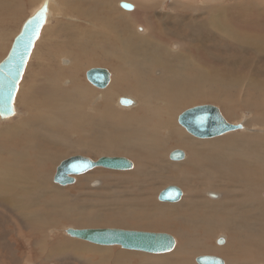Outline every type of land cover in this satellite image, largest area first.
Returning a JSON list of instances; mask_svg holds the SVG:
<instances>
[{"label": "bare ground", "instance_id": "bare-ground-1", "mask_svg": "<svg viewBox=\"0 0 264 264\" xmlns=\"http://www.w3.org/2000/svg\"><path fill=\"white\" fill-rule=\"evenodd\" d=\"M101 1L102 0H95V2L108 7L111 12L115 10L112 8L111 4H108V1L107 3ZM197 2L198 5H200L199 7L203 6L202 12L204 11L207 14L205 19L196 23L197 31L195 32L200 31L199 36L201 39L198 36V38L192 37V40H181L180 42L183 41V43H180L181 51L178 54H169V52L167 53L164 50V45H160V47L156 45L155 38L157 37L159 39L160 35L157 33V29L158 26L160 28V25L153 14L155 12L147 6L144 0L135 1L137 9L133 13L124 15L119 14L117 16L119 20L135 21V23L141 21L140 23L144 24L145 28L148 30V34L144 37L136 36L134 33V35H131L125 32V34H129L128 40L130 41L128 42L121 41V38H119V32L112 26L114 16H116L115 11L106 25L103 19L93 17V15H97L99 13H97L94 9L89 11L92 19L94 21L97 20L101 25L103 24L102 26H104L108 31L103 34L101 32H94L92 29L88 28L87 30L83 29L82 34L91 38L98 37L100 41L99 43L97 41L96 44L98 48H101V51L103 50V46L107 48V55L104 59L111 61L107 64L118 75L116 76L117 79L107 91L98 93H96V91H92V93L90 92L92 96L82 94V101L79 103L75 100L73 106L70 107L67 102L68 90L62 87V83H64L63 80L70 78L69 68L67 72L63 73V75H66L67 77L65 78V76H63L61 83L53 85L51 91L53 92L52 96L47 97L45 100L46 103L41 104V106H45L48 103L45 107H40L35 111L36 113L32 111L33 109H30L28 110V116H24L23 118H20V120L12 122V124L3 127L0 126V206L4 210L2 212H7L10 218L13 217V220L15 218L17 221H20L22 226L28 232H43L50 225L51 221L49 220V217H53V215L63 217L64 220L68 222H72L71 220H74V218L69 216V212L72 211L71 209H67V204L69 203L66 201V193L61 190L53 189L51 178L49 176L51 171L49 172V169L57 161L58 155H60L56 153L63 152L62 149L59 151L58 148H63L65 153H69L68 150H70L73 152L83 151L84 153L91 152L95 154V152L101 153V150L88 149L87 144L79 142L82 140L81 138L77 140L79 143L73 144L63 133L64 122H62V126H60L57 121H51L57 119L60 109L68 110L63 115L65 120L69 116V111H81V109H83L85 112L88 105L94 113V118L91 116L93 121L96 119L94 122H97L99 125H104L110 129L125 130L122 132L128 134V136L117 140H109V143L105 144L104 148H102V151L104 152L112 153L116 147L120 150L122 146L126 147L130 145L133 146L135 150H138L140 155L147 154L148 157L152 158L151 161L154 165L159 162L160 158L159 160L154 161L153 157L160 156L163 158L165 151L171 146H185L189 151H187L188 156L187 152L185 153L184 160L174 161L179 163H177L178 165L173 168L174 177L171 183H178L185 188L190 189V191L187 190L189 192L188 197L183 201V204L187 205V210L196 212L199 217L195 215L190 218V216H188V218H183L181 221L183 225L188 226L187 228L189 229L187 231L191 236H193V238L186 241L184 245L181 243L179 247L175 246V248L170 252L165 254H156L157 256H166L176 250L172 257H161L152 260L146 259V263L144 264H194L195 255L203 252H214L218 253V255L222 254V256L227 254V256H225L227 264L264 263V201L261 194L262 189L264 188V176L261 177L244 166L245 163L248 162V158L255 160L259 158L255 151L252 150L253 148H257L255 144L252 145L253 148L249 149L246 154L247 148H249L253 138L256 137L247 135L246 133H239V135L227 133L228 135H221V137L217 139L200 142L194 141L192 138H185L184 133L179 130L180 127L178 128L175 126L176 123L174 114L183 107L189 105L190 103H194L197 100H220L218 98L210 97L209 92H205L204 90L202 95L200 93V96H197V88H192L194 85L196 87L199 79L202 83L207 84L208 88H211V84L215 81V78H225L227 74L236 70L230 69L232 68V63H229L226 60L220 62L217 61L219 63L213 65V67L210 61L214 57L212 59L210 58L208 62L207 59L205 60V58L203 59L201 57V55H203L201 51L208 56V53H206V47L208 46L207 43L210 41L209 39L206 43L203 42V40L207 39V36L203 35L202 32L207 31L208 36H210L211 31H209V26L214 24H217V27L220 26L218 25L220 22L214 20V15L218 12L223 15L220 10L227 12L229 8H219L218 11L216 9L209 8L207 3L204 4L203 1ZM185 5L186 4L184 3L181 4V6ZM241 7V5H236L235 8L233 7L232 9L240 10ZM238 18L244 19L245 17L240 15ZM258 18L259 16H254V19ZM141 19L144 23H142ZM190 21L192 22L191 25L195 23L194 18H191ZM88 24L93 26L95 23L93 24L89 21ZM223 27H225L226 33L224 35L237 43L236 51L240 52L244 49H249L255 56H264L263 34L243 33V31L235 30L234 27H230V25L226 23ZM128 29H130L131 32V28ZM176 45V48H178L179 46L177 42ZM151 48H153L151 50V55L156 57L154 59H151L150 57L149 50ZM176 48L173 47V50ZM143 58L147 59V61L144 62ZM149 61L151 62L149 63ZM233 81L238 88L241 87V84H239L236 78H233ZM69 82L72 83V87L74 88L72 93L78 94L77 89L79 88V85L76 80L70 79ZM247 84L250 88L262 87L258 81L251 79L247 81ZM214 90L216 93V89ZM121 92L137 96L140 101L138 103L141 104L140 107L138 106L139 108L137 110L130 113L116 111L114 98ZM201 96H203V98H199ZM220 102L224 106H229L230 108H233L236 105L224 103L222 101ZM134 105L135 103L132 106ZM46 110L51 112V114H47ZM259 110L264 112L263 104ZM16 114L14 116H16ZM83 114V112L80 113V123L82 126L79 127V132L85 128L84 123L88 121L85 116H82ZM14 116L5 119L0 117V122H4L8 119L10 120V118H13ZM77 118L79 117L77 116ZM109 124L111 127L107 126ZM246 125L255 127L256 124L248 123ZM245 127L246 126H243V131L245 130ZM242 130L239 131L241 132ZM132 138L136 139H134L136 144H131V142L129 143L128 140L130 139L131 141ZM213 144H220L222 147H226L224 149L220 148L219 152L214 148L207 151L201 147L203 145ZM135 156V158L140 161L139 159H141V156L137 154H135ZM254 166L260 168L259 164L255 163ZM186 174L191 175L192 179L185 177L184 175ZM133 176L134 177L129 179V182L127 183H137L138 181L134 180V178L136 176L139 178L145 176V168L137 169V171L133 173ZM166 182L167 180L163 176L150 178L145 181V183H150L151 186H154L156 183L164 184ZM109 185L110 183L108 186ZM202 189L219 191L221 195L220 200H205L201 204L198 203L195 198H197V195L200 194ZM154 191L148 190L147 196L153 197ZM189 194L194 199H190ZM184 195L185 194L183 192V196ZM183 198L184 197H182L181 200ZM135 199L138 200L137 197ZM163 208L170 210L172 207L164 206ZM63 209L66 210L63 212L59 211ZM86 220L95 221L97 220V216L95 214L91 215L90 217H86ZM162 223L168 224L165 222ZM219 231L223 233H220ZM64 232L67 235L66 230ZM200 232L202 237L199 240L195 237ZM218 234L226 235L229 244H227L225 248H215L214 250V247L209 242L210 240L212 241L214 236L218 237ZM43 240H45V238ZM76 240L85 243L83 246H78L76 243L62 242V244L58 243L59 245H56L57 243H55L56 246L54 245L55 247L53 250L51 249L52 251L50 253L54 251H57L58 253H69L72 251L75 255H79L80 252L84 253L90 251V248L86 249L87 245L109 248L114 247L96 245L80 239ZM5 243L8 246L9 242ZM3 245L5 246V244ZM42 249L39 250L42 255L41 257L44 256L46 258H50L49 256L53 255H50L46 251L42 253ZM93 254L94 259L113 258L116 261H122L124 259V256L121 254L112 255V253L102 250L94 251ZM144 254L152 255L154 257L156 256L149 253ZM6 262L16 264L17 258L13 255L7 257L5 253L3 255L0 252V263L5 264ZM94 262L93 264L96 263Z\"/></svg>", "mask_w": 264, "mask_h": 264}, {"label": "rangeland", "instance_id": "rangeland-1", "mask_svg": "<svg viewBox=\"0 0 264 264\" xmlns=\"http://www.w3.org/2000/svg\"><path fill=\"white\" fill-rule=\"evenodd\" d=\"M107 1L108 4H111L112 8L115 9L114 11L116 13V16H114L112 26L115 27L116 30L119 32V38H121V41L123 42L130 41L128 40L129 34L131 35L135 34L136 36L139 37H144L145 35L148 34V30L145 28L144 24L140 23L141 21L135 23V21L132 22L129 20H119L117 17L119 14L121 15L130 14L136 11L137 9L135 3L136 0H102L101 2L107 3ZM144 1L146 2L147 6L155 12L153 14L155 15V18L158 24L160 25V28L158 26L157 29V33L160 35L159 39L157 37L155 38L156 45H158L159 47L160 45H164L165 46L164 50L167 53L169 52V54L180 53L181 51L180 43H183V41L180 42L181 40H185V41L188 39L192 40V37L198 38L200 31L195 32L197 31L196 23L200 20L205 19L207 17V14L204 11L202 12L203 6L199 7L200 5H198L197 1H203L204 4L207 3V6L209 8L216 9L218 11L219 8H229L227 12L220 10L223 13V15H221L219 12L214 15V20L220 22L218 24L220 26L218 27L222 26L221 28H218L217 24L209 26V31H211L210 36H208L207 31L202 32L203 35L207 36V39L203 40V42L206 43L209 39L210 41L207 43L208 48L206 47V50L208 51V52L206 51V53H208V56H206L203 53V51H201L203 54L201 55V57L203 59L205 58V60L207 59V62L209 61L210 58L212 59L214 57L210 61L212 66L218 64L220 61L226 60L227 62L232 63L231 65L232 68L230 69L232 70L236 69V70L232 73L227 74L225 78L223 77L215 78V81L212 82L211 84L212 85L211 88H208V85L202 83V81H200L199 79V82L196 84V87L194 85L192 88V89L197 88V96H200V93L202 95L204 90L205 92H209L210 97L218 98L220 100H214L215 102L210 100H197L194 103H190L189 105L183 107L178 111L180 114L178 112L174 114L175 123H176L175 126H177L178 128L180 127L179 130L184 133L185 138L186 137L190 139L192 138L194 141L202 142L206 140L211 141L217 139L221 136L209 138V140L208 139L202 140L193 137L177 121L179 116L185 110L201 105L216 106L217 108H219L223 117L229 123L243 124V126H246L244 131L243 130L241 132L236 131L235 133L231 132L229 134L239 135V133L240 134L246 133L247 135L256 137V138L252 137L253 141L250 143L249 148H247L246 154L249 151V149L253 148L252 145L255 144L257 148L256 149L253 148L252 150L255 151V153L258 155L259 158L257 160L248 158V162L245 163L244 166L249 168L253 173H257V175L263 177L264 176V143L262 142H264L263 141L264 112L259 109L261 108L262 104L264 105V85H263L264 56H260V57L255 56L253 52L249 49L246 50L244 49L240 52L236 51L237 43L231 40V38H228L224 35L226 33H225V27L223 26L226 23L230 25V27H234L235 30L243 31V33H259L264 35V0H144ZM43 2L44 0H0V62L7 56L8 51L10 50L15 37L20 32L23 23L42 6ZM126 2L133 6L132 10H125L124 8L121 7V3H126ZM182 3L186 5L181 6ZM236 5L242 6L240 10L232 9L233 7L235 8ZM93 9L97 13H99L97 15H93V17L103 19L105 25L114 13V11L111 12L108 7L95 2V0H50L48 22L45 24L41 36L35 45L28 66L25 70V73L19 85V90L15 100V109L17 114L13 118H10V120L8 119L4 122H0L1 127L12 124V122L20 120V118H23L24 116H28L29 115L28 110L30 109L31 110L33 109L32 111L35 112L40 107H45L48 103L45 106H41V104L46 103L45 102L46 98L52 96L53 92L51 91L53 85L56 83H61L63 76H65V78L67 77L66 75H63V73L67 72L69 68H70V78H66V80L65 79L63 80L64 83H62V87L68 90L67 102L70 107L73 106L75 100L79 103L82 101V97H83L81 96L82 94L91 95L92 91H96V93L107 91L111 87V85L115 82V80L117 79L116 76L118 75L107 64L111 61L104 59L105 56L107 55V48L103 46L102 47L103 50L101 51L100 50L101 48H98L96 44L97 41L98 43L100 41L98 37L91 38L88 37L87 35L82 34V30L83 29L87 30L88 28L92 29L94 32H99V33L101 32L103 34L108 31L104 26H102L103 24L101 25L97 20L94 21L92 19L89 11ZM240 15H243L245 17L244 18L245 20L239 19L238 17H240ZM254 16H259V18L254 19ZM191 18L195 19V23H193L192 25H191L192 22L190 21ZM89 21H91L93 24L95 23L94 24L95 26L93 25L94 26L93 27L92 25H89L88 24ZM233 22L236 24H234ZM142 23H144L143 20ZM176 24H178L179 26ZM128 28H131V32L130 29ZM125 32L129 34H125ZM176 42L179 46L178 48H176L177 47ZM174 44H175L174 48L176 49L173 50ZM154 48L157 49L156 47ZM152 49L153 48L149 50V53L151 59H154L156 57L151 55ZM215 56H217L218 58ZM143 61L146 62L147 59L143 58ZM150 62L151 61H149V63ZM73 66L75 67V69ZM92 68H105L109 70V72L111 73V82L106 89L101 90L100 88H97L96 86L92 85L87 80L86 73ZM233 78H236L239 84H241L240 88L237 87V85L233 81ZM70 79L76 80L77 84L79 85V88L77 89L78 94L72 93L74 88L72 87L73 86L72 83L69 82ZM250 79L254 81H258L262 87L250 88L249 85L247 84V81ZM244 80L246 83L244 82ZM214 89H216V93ZM123 98L124 99L129 98L133 100L135 102V105L132 107L122 105L120 101ZM194 98H198V97H194ZM199 98H203V96ZM220 101L224 103L236 104V105L235 107L230 108L229 106H224ZM138 102H140L139 98L130 93L121 92L118 93V95L114 98V105L116 111H120L122 113H130L137 110L141 105ZM67 111H68L67 109H60L59 115H57V119L51 122L57 121V123L60 126H62V122H64L63 133L73 144L82 142L84 144H87L88 149L101 150V153L95 152V154L91 152L84 153L83 151L73 152L70 150H68L69 153H65L63 148H58L59 151L62 149L63 152H58L56 154H60V155L62 154V155L61 156L58 155L57 161L49 169V172L51 171L50 172L51 175L49 174V176L51 178V184L53 186V189L61 190L66 193V201H68L69 203L67 204L68 205L67 209H71L72 211L69 212V216L74 218V220H71L72 222L70 221L68 222L65 221L63 217H57L51 214L53 215V217H49V220L51 221V222L49 221L50 227L48 226L45 229L46 231L44 230L43 232H38V231L28 232L22 226L20 221H17L15 218L13 220V217L10 218L7 212L6 213L2 212L4 210L0 206V252L3 255L5 253L7 257H10L12 255L15 256L17 258L16 264H36V263L37 264H89V263L93 264L94 261L96 262V263L94 262L95 264H144L146 263L145 261L146 259L152 260L161 257H172L176 252V250L170 254H167L166 256L156 255L154 257L152 255H147L141 252L125 250L120 246H114L109 248V247H97L94 245H87L86 249L90 248L89 249L90 251L84 253L80 252L79 255H75L72 251L69 253L66 252L58 253L57 251L50 253L56 245L62 244V242L76 243L78 244V246H83L85 242L68 237L69 235L67 236L64 231L68 228L84 229L87 226H88L87 228L112 227V228H122L129 230L166 232L173 235L176 238L177 241L176 247L177 246L179 247L181 243H183L184 245L186 241H188L190 238H193V236H191L187 231L189 229L187 228L188 226L183 225L181 220L183 218H188V216H190V218H192V216L195 215L198 216L196 212H192V210H187V205L183 204V201L188 197V193H189L188 191H190V189H187L178 183H171L174 177L173 168L177 166L178 165L177 163L179 162L171 161L169 158V154L175 150H183L186 153L188 150L186 149L185 146L169 147L165 151L164 153L165 155L163 158L160 156L159 157L155 156L156 157L155 159V157H153L154 161L159 160L160 158L159 162L154 165L151 161L152 158L148 157L147 154L140 155L138 150H135L134 147L130 145L126 147L122 146L120 150L118 149V147H116L115 150L112 151V153L104 152L102 151L103 150L102 148H104L105 144L109 143L108 142L109 140L113 141L128 136V134L123 133L125 130L119 129L120 130L119 131L113 128L110 129L105 127L104 125H99L97 122H94L96 121V119H94L93 121L91 118V116L94 118V113L93 111H91L88 105L85 112L83 109H81V111H76V110L69 111L68 113L69 116L64 120L63 115ZM46 112L47 114H51V112H48L47 110ZM81 112L84 113L82 116H85L88 119V121L84 123L85 128L82 129L81 132H79V127L82 126V124L80 123ZM77 116L79 118H77ZM248 123H253L256 125L255 127L252 126L253 127L252 128L246 125ZM107 126L111 127L110 124ZM79 138H81L82 140L78 142L77 140ZM134 139L135 138H132L131 141L129 139L128 140L129 143L131 142V144H136L134 142ZM201 147H203L207 151L214 148L219 152L220 148L224 149L226 146L222 147L220 144H213V145H203ZM188 152H187V156H188ZM135 154L141 156V159H139L140 161H138L135 158L136 157ZM77 155L86 156L94 160L98 159L99 157H102V155L121 156L132 160L135 166L133 170L126 172L113 171L104 168H96L86 174L77 176L74 184L68 186H61L59 184L54 183L53 176L56 173L57 166H59V164L63 160ZM255 163L259 164L260 168L254 166ZM141 168H145V176L141 178L136 176L134 180H137L138 182L135 184H133L134 182H131V184L127 183L129 182L128 181L129 179H132L134 177L133 173L137 171V169H141ZM161 176L166 178L167 180L166 183L164 184L156 183L154 186H151L150 183H145V181H147L150 178H158ZM184 176L192 179L191 175L189 174H186ZM109 183L110 185L108 186ZM168 186H177L179 188L181 187L182 191L185 194L183 196L184 198L175 204L163 203L159 201L158 199L159 193ZM148 190H153V191L155 190L153 192V197L147 196ZM263 192H264V188L262 189L261 192L262 199L264 201ZM209 194H214L216 198H211ZM90 195L92 196V198ZM136 197L138 198V200L135 199ZM189 197L190 199H194L191 197L190 194ZM220 197L221 195L219 191L212 189H202L200 194L197 195V198H195V200L201 204L205 200L218 201L220 200ZM120 203L123 205H121ZM164 206H171L172 208L170 210H167L166 208H163ZM64 210L66 209L59 211L63 212ZM94 214L97 216V220L95 221L86 220V217H90L91 215ZM162 222L168 224H163ZM201 232L197 235L198 237L196 236L195 238L200 240L202 237ZM217 236L218 237L214 236L212 241L210 240L209 243L214 247V250L215 248L216 249L225 248L227 244H229L227 236L223 234H218ZM44 238L45 240H43ZM220 240H222L223 244L220 242ZM5 242H9L8 246L6 245ZM55 243L57 244L55 245ZM3 244H5V246ZM40 249H42L41 250L42 253L46 251L50 255L52 254L53 255L49 256L50 258L48 257L46 258L44 256L41 257L42 255L40 254L39 251ZM101 250L108 251L109 253H112V255L121 254L124 256V259L122 261H116L113 258L94 259L93 252L101 251ZM219 255L218 253H214V252H206V253L203 252L201 254L199 253L194 257V264H198L196 262V258L202 256H217L222 258L226 263L227 260L225 256H227V254H224V256H222V254ZM5 264H12V263L6 262ZM257 264H264V263L260 262Z\"/></svg>", "mask_w": 264, "mask_h": 264}, {"label": "water", "instance_id": "water-1", "mask_svg": "<svg viewBox=\"0 0 264 264\" xmlns=\"http://www.w3.org/2000/svg\"><path fill=\"white\" fill-rule=\"evenodd\" d=\"M49 1L44 0L42 6L29 17L22 25L15 37L7 56L0 62V117L5 119L16 114L15 97L19 84L23 78L31 54L39 40L43 27L47 23ZM125 10H132L133 6L121 3ZM47 9L45 18L32 24L31 21ZM25 33H27L25 35ZM175 47V45L173 46ZM87 80L100 89L106 88L111 82V73L105 68H92L86 73ZM11 94V99H10ZM124 106H132L135 102L131 99H121ZM178 123L193 137L209 139L230 132L243 129V124L229 123L222 115L219 108L213 105H201L184 111L178 118ZM171 161L185 159L183 150L170 153ZM96 168L126 172L134 168L133 161L121 156H102L96 160L82 156H72L63 160L56 168L53 182L61 186L74 184L76 177L86 174ZM216 198L214 194H210ZM183 197V191L177 186H168L159 195L163 203H176ZM67 235L72 238L101 246H120L125 250L144 252L149 254H165L176 246V238L166 232L129 230L122 228H68ZM222 243V240H220ZM198 264H225L217 256H202L196 259Z\"/></svg>", "mask_w": 264, "mask_h": 264}, {"label": "snow or ice", "instance_id": "snow-or-ice-1", "mask_svg": "<svg viewBox=\"0 0 264 264\" xmlns=\"http://www.w3.org/2000/svg\"><path fill=\"white\" fill-rule=\"evenodd\" d=\"M46 11H47V9L45 8V9L43 10V12H42L40 15H38L37 17H35V18L33 19V21H31V23H32V24H35V23H37L39 20L45 18V16H46ZM26 34H27V33H25V35H26ZM10 99H11V94H10Z\"/></svg>", "mask_w": 264, "mask_h": 264}]
</instances>
